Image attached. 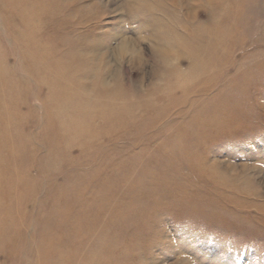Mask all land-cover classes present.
I'll return each instance as SVG.
<instances>
[{
	"label": "rangeland",
	"instance_id": "374dc122",
	"mask_svg": "<svg viewBox=\"0 0 264 264\" xmlns=\"http://www.w3.org/2000/svg\"><path fill=\"white\" fill-rule=\"evenodd\" d=\"M0 264H264V0H0Z\"/></svg>",
	"mask_w": 264,
	"mask_h": 264
}]
</instances>
